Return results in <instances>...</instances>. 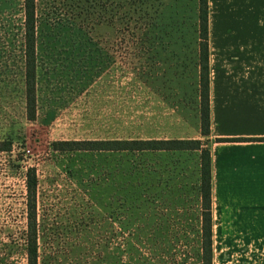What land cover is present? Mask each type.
Instances as JSON below:
<instances>
[{"label":"rangeland","instance_id":"rangeland-1","mask_svg":"<svg viewBox=\"0 0 264 264\" xmlns=\"http://www.w3.org/2000/svg\"><path fill=\"white\" fill-rule=\"evenodd\" d=\"M222 3L208 0L209 74L219 55L264 50L221 46L234 35L223 29L234 20ZM35 4L36 117L29 122L17 69L23 0H0V141L12 142L10 153L0 151V264H27L24 174L32 167L37 264H202L197 153L56 150L71 141H205L198 0ZM135 9L138 23L127 16ZM247 256L215 246L212 264H264L262 255Z\"/></svg>","mask_w":264,"mask_h":264},{"label":"crops","instance_id":"crops-1","mask_svg":"<svg viewBox=\"0 0 264 264\" xmlns=\"http://www.w3.org/2000/svg\"><path fill=\"white\" fill-rule=\"evenodd\" d=\"M223 3L234 20L223 29L234 35L221 46L264 47V0ZM218 57L209 74L212 249L255 262L264 256V50Z\"/></svg>","mask_w":264,"mask_h":264},{"label":"trees","instance_id":"trees-1","mask_svg":"<svg viewBox=\"0 0 264 264\" xmlns=\"http://www.w3.org/2000/svg\"><path fill=\"white\" fill-rule=\"evenodd\" d=\"M23 24L20 28L23 43L19 52L18 72L21 74V94L24 104V118L32 122L36 117V4L35 0H23ZM129 21L138 23L140 17L137 9L128 13ZM198 49H199V121L202 140H109V141H71L56 145L65 148L63 151H94V152H141V153H197L196 184L194 187L195 210L197 222L200 224V258L202 264H212V194H211V154L207 138L210 135L209 120V47L208 0H198ZM139 35H137L138 37ZM242 139H215L216 143L237 142ZM264 141V139L260 140ZM11 140L0 141V151L11 152ZM25 151V150H24ZM27 193V232L26 246L27 264H37L36 222H35V195L37 175L35 168H27L24 174Z\"/></svg>","mask_w":264,"mask_h":264}]
</instances>
